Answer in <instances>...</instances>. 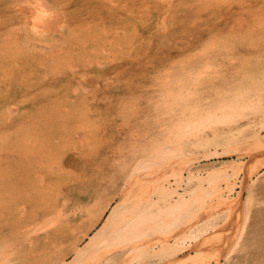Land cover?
Masks as SVG:
<instances>
[{
	"label": "bare ground",
	"instance_id": "obj_1",
	"mask_svg": "<svg viewBox=\"0 0 264 264\" xmlns=\"http://www.w3.org/2000/svg\"><path fill=\"white\" fill-rule=\"evenodd\" d=\"M163 1L168 5L165 6L166 10L162 11V14L160 15V17H158L159 19L156 22L158 23V26H156L160 30L159 32L162 35H169L167 39L172 36L170 37V39L173 40V38L176 36L173 35L172 31L170 32V30H168V25L166 24L168 23V20L166 19L170 11L173 10H171V8L176 7V5L172 4V2H177V0ZM251 1L252 2H247L245 0H219L218 2H215H217L218 6H229L230 4V6L237 5L241 6V8H245V6H248V8H252V10H246L248 11V15L246 13H243L241 18L242 22L245 20H249L250 23L247 24L248 28H243V25L241 23L239 25L240 27L238 26V31H242V41L245 45L249 43L246 42V38L248 40H251L250 38H252L253 36H259L260 34L261 37L263 36V43L255 42V46L253 45L251 46V48L256 52L257 57L262 58V65L264 67V33H261L264 31V26H261L263 28H261L259 31H253L252 29H250L254 26L253 22H255V19L258 18L261 14L260 9L258 10V6H264V4H262L264 3V0ZM108 2L109 4H107L106 1H102L98 4L102 6V8L108 7V9H111L113 11L117 9L125 11L127 10V15L131 14L130 9L126 7L128 2L126 3L123 1L121 4L117 2V0H108ZM180 2L187 3L190 2V0H180ZM62 4H64L62 0H13L12 7H8V9L11 13L17 15V22L9 23L10 29L8 30L11 32V34L8 37L6 36L10 32L6 33L5 30L1 31L0 29V139L6 138V142L0 140V143L4 145L0 149V153L8 152L9 150L13 149L10 153L12 154L11 157L1 156L0 158V196H6L8 192L13 188V184L14 186H16V191H11L9 193L11 197L8 201V204L6 205V207L9 206L6 218L10 216H13V218L11 217L8 219L9 221L4 224L2 232L0 233V253H5L6 250H11L12 247H14L12 246L13 244L16 245V242H21L23 240L26 242L27 246L31 245L32 241L38 238H32L31 235H33L34 231L38 230L45 233L51 225L59 222L57 220H61V222L54 229L55 233H57V236L61 238L66 235L65 230L68 223L62 222V220L64 218V220H72L68 217V213L73 211V213L75 214V212H77V210H80L83 205L81 200L84 201V196L82 198L80 197L78 199H75L74 194H71L70 189L71 185H73L72 182L78 183L79 176H84L83 169L90 165V163L87 161L88 158L82 159L81 153L76 150V147L84 150L83 147L85 145L83 142L86 141L82 137V133L92 128V126H90L88 122L86 123L84 119L79 117V115L82 114L81 111H79V106L84 102V100L88 96L91 98V93H89L87 96V89L93 88L95 86L111 85V87H119L120 99L124 94L128 95V93L126 92V85L128 82L121 83V79H124L127 74L131 73V69H138L140 66L143 65L141 62L142 59L139 60L133 58V56L136 55L135 53H133L135 49L133 50V52H131V54L128 51V57L125 58L123 44L119 45V49H121V51L117 52L116 50L113 51L114 49H112V53H107L106 48L102 49L103 54H106L104 60L100 56L96 55L97 52H95V50H99V45L102 43L103 46H105L106 44L104 43L107 40L105 36H107L109 34L108 32L111 31L112 24L110 25V23H112V20L108 23H105V20H103V26L100 28L101 30H103L102 35L100 36V40H95L94 38H92L91 40L93 41H91L89 39H85V37H87L86 27L90 30L91 28H94L93 25L88 24V22L84 18H81L83 19V22L80 23L81 19H79V16H77L79 12H76L75 14H73L71 11L68 12V10H65V8H63L64 6H62ZM65 5L68 6V3L65 2ZM202 9H198V11L201 12ZM200 12H197L196 14L200 15ZM13 14L12 17H14ZM171 15H173V13L170 14V16ZM119 17L122 19V21L127 19V23L129 21H134L132 25L133 31H137L138 29H140V31L136 34V39H140L138 40L140 41V43L138 42V45L140 44V49H142L141 45L145 38L141 33L143 27L142 29L139 28V26H141L140 19L142 18L140 14L137 13V15L127 18L122 15H120ZM225 18L226 17L224 16V20ZM109 19H114V16H110ZM114 21L115 19L113 20V22ZM172 21H175V18H172ZM3 25H6L5 21L3 22L2 20H0V28H2ZM124 26H126V23H124ZM88 41H91L93 43V45L91 46V50L93 51L83 52L82 48ZM173 45H175V42ZM173 45H170V48ZM228 45V42L223 41L222 45L220 46L219 53L222 51V54L225 55L226 52H228ZM137 49H139V47ZM183 49L185 50L184 47L180 46L179 48L176 46L175 48L166 50L165 53L169 57L174 52V50H176V53L178 52L177 55H182L184 54L182 52L184 51ZM249 50L251 49L249 48ZM138 51L139 50H137V52ZM230 52L231 51H229V54H232ZM86 54H88L89 56ZM98 54L102 55L101 53ZM137 54L140 55V57L144 56L142 55V53ZM217 56H215L216 59ZM209 57L204 58L206 61H203V66L209 64V62L211 61V58ZM88 58L91 60L88 61ZM240 61L244 62V65H239V67H250L251 72L249 74L246 70H241V77H238L237 73L233 71L234 68L231 67L232 63L229 62V69L221 72L222 75L218 79V82L220 83L218 87H220V90H216V88H214L215 86H213V88L208 87L205 92L201 94L199 93L198 87L195 88V84L200 82V71L194 73L191 70L192 73H190L191 67L189 69H186L187 64L185 60L182 62L181 66H178V64L175 72L173 71L174 77L170 75H167L164 78L161 77L162 79L160 80L162 81L158 80L159 85L157 86V89L159 90L158 95H161L160 105L162 107L160 110L161 112L158 111L159 114L161 113V116H159V118L163 117V113H166L170 114L169 119H160V125L162 124V128H159V131H156L157 133L153 137L151 136L152 131H150L147 135V143H145L146 138H144L145 133L143 132L138 133V137L142 138L141 140L139 139L140 141L131 140V138H129V142L123 141L119 144L131 143L132 147H128V154L133 152L137 153L139 151H143L140 149H142L144 146H147L148 144H151L152 148L157 146L158 149V147H162L163 145H165L164 142H162L165 139L171 141V139L173 138L180 140V138L183 139L185 137L186 140L187 138L190 140L189 136L192 139H194L193 137H197L196 139H201L202 137H198L204 136L206 132L210 133L214 137H217V139H220L224 134H228V131H226L225 129L226 125L230 126L232 124H235V122L240 123L241 126L250 125L254 121H246L250 114H254L255 117L253 116V119L257 118V120L253 122L254 124L257 121H260V114L262 113V118L264 115V105L262 104V107L258 108L261 102L264 103V72H262L258 76V78H256L255 82L254 76L258 71H253L252 67L247 62V60ZM230 68L232 69L231 71ZM207 69L208 66L206 67L205 71H203V73L206 72ZM135 72L138 73L136 70ZM246 75L248 78L245 81L244 77ZM129 76L131 75L129 74ZM133 76L134 78L140 77L136 75ZM171 79H175V82L173 83L174 80ZM231 84H236V87L232 88ZM44 94L46 95L44 96ZM193 98L195 99V101ZM128 99H130V96L128 97ZM34 100L44 101L37 108H35V106L34 108L31 107L29 111H26L21 108V106H25L26 104L33 106L35 102ZM190 100L192 101V106L189 107V110L185 111L184 108H186V103ZM214 100H217V103L215 102L216 104H213ZM182 106L184 108H181ZM86 108L88 109L90 107L88 106ZM91 110L94 109L91 108ZM71 112L73 114L72 117L68 116V114H70ZM172 112H176L173 114V117ZM231 112L234 113V116H242V119L236 121L234 120L235 122L230 120L232 121L231 124L230 121L228 122L229 117L231 118L233 116ZM217 113H221V115H219L221 120H219L220 122L216 125V119H214V117L218 116ZM76 115L78 116L77 118L74 117ZM101 115H103V111L101 112ZM15 116H19L20 119L17 118L12 120V118H14ZM155 120H158V118ZM201 122L203 123L201 124ZM259 123L260 122H258V125ZM13 126L15 130H11ZM132 130L135 132V129ZM241 131L243 132V130ZM199 132H201V135H198L200 134ZM203 132H205L204 135L202 134ZM218 132L220 133L218 134ZM251 133V135L253 136L252 138L254 139L253 145L256 144V147H253H263L259 144L263 145L264 143V129L261 132L258 128H256L254 129V131H251ZM160 138L161 140L165 138L161 141L163 145L159 143L161 146L159 144V146L156 144L153 146L152 143H158V141L160 142ZM247 142L250 143V141ZM247 142L245 140V143L243 141L242 143L244 144L240 145L245 148V144L249 145ZM252 142L250 144H252ZM167 143L168 142H166V144ZM192 143L194 142L192 141ZM183 144L186 147L187 144ZM168 145L170 144H167V146ZM172 145L175 146L176 144H174L173 142ZM184 145L182 146L181 144V148H183ZM66 146L69 147L70 151L66 152L65 156H63L61 150L63 148L66 149ZM138 146H140L141 148L138 149ZM177 146H179V144L176 145V147ZM16 147L17 149L14 151ZM181 148L179 147V150ZM254 148L251 147V150H253ZM153 149L155 150L156 148ZM157 149L155 151H157ZM169 149L170 147L166 150L169 152ZM174 149L175 151H177L176 148ZM238 149L233 151L235 152ZM44 151L49 152L45 154ZM167 151L166 154L170 155L171 153H167ZM178 152L176 153L178 154ZM86 153L87 152H85L84 154ZM117 153L121 155L118 157L117 165H114L112 169L111 165L109 164V167H111L108 170L109 173H106L107 176H102V180H106L107 183H110L111 179H113V177H111L112 172L119 168V171H117L118 173H116L117 175L115 176V182L120 184H117L114 188L116 191L115 194L119 196L118 201L115 202L111 210H109V213L105 215L106 217L101 222V224L97 226V228L92 232L91 235L88 236V239L82 245H79L80 238L74 237L71 242H69V240L67 241L68 249L66 252L70 254L69 259L66 260L63 257L64 255H66V253L61 256L54 257V250V252H51L50 261L47 264H205L206 262L200 261L201 258L206 256V254H204V250H202L203 248L201 244L198 242L200 240H198V243H195V245L194 243H192L194 247H189L187 245L190 241H193L195 239L194 237L193 240L188 239V244H186L187 242L182 239L185 241V244H182L183 241L180 240L181 237L179 238L180 241H177L178 236H173L172 234H169V231H167L168 226L170 227L172 225L173 220H177L179 222L182 220L183 222H185V218L191 217L193 213H195L191 212L197 209V206L194 205L195 202H193V205H191L190 207L185 208L186 211L183 210V203L187 207V203L189 202L186 201L188 200V198H194L195 195L192 197V194H198L201 191L198 190L197 193L196 191H194V193H192L191 196H188L186 199L185 194L192 191L190 190L188 192V189H190L191 187L188 189L184 188L182 191L179 190V187L182 186V183H184L185 180L195 179L196 181L201 180L198 184L194 183V185H197V187L195 186L194 188H198V185L201 184L203 179V176H201L200 174L201 169L198 168L197 173H195V175L193 174L194 171H186L187 175L183 174L182 167L178 170V165L183 163L182 166L184 165L185 167V161L181 163L180 161H177L175 163V160L163 159L164 157L162 156H165V154L162 155L161 151L159 150L154 154L152 153L153 155H148L149 152L147 153V155L146 153L135 155L132 154L133 156L128 155V159L127 154L124 155V152L117 149ZM223 153H225V151ZM241 153L243 152L240 151L239 154ZM206 154L203 155L206 156ZM239 154L238 158H241ZM261 154L264 153L262 152ZM256 156L253 157L255 158ZM122 157L123 161L125 160L124 162L128 163V166L130 164V168L131 166L134 167L133 171H131V169L133 168L129 169L130 172L128 176L126 175V173H121L126 171L125 168H123L125 169L123 171L121 169V163L123 164V161L120 162V158ZM247 159L245 158V160ZM258 159L260 158L258 157ZM191 161L192 160L190 159L189 162ZM165 163L167 165L171 164V167L167 170L165 169L166 171H162V174L159 173L161 171L159 169L158 173L160 175H154L153 178L150 174L152 178L151 181L150 179H148L149 177H146L147 174L145 176L143 175V177L139 175L141 172L144 171H141L142 168L146 169L149 165L151 167L161 166ZM226 163H223L224 165H220L217 167H210L211 169L206 170H212V174L225 172V168L228 167ZM232 163L233 162H231V164ZM237 163H239V161ZM247 163H251L250 165H252V161H248ZM261 163L264 164V157ZM242 164H244V162L241 163V165ZM167 165H165L164 168ZM234 168L236 169V167ZM247 168L246 170L250 169L251 167L248 169ZM258 169H256L255 173L259 171ZM65 171L68 172L66 174L67 177L65 176ZM250 172L248 170V174ZM227 175L228 172L226 173V176ZM137 176L139 177V180H134L135 182L128 184V187L127 183ZM170 177H172V179L174 180L173 182L171 181ZM215 177L217 178V176ZM64 178H66L68 181L64 182ZM216 178L212 177V180ZM220 178L222 177L219 176V178H217L218 181H214H217L219 183ZM203 182L205 181L203 180ZM210 182L211 180H209L208 186L207 184H205V187H202V190H204L205 188L207 189V187H210ZM233 182H235V180ZM52 184H57L60 189L53 190V188L51 187L53 186ZM136 184L137 186L135 190L133 186H135ZM212 185L214 184L212 183ZM227 185L226 187L221 186V184L217 187L212 186L214 188L208 191L207 194H204L201 199H198V203L200 204L197 203L196 205H199L198 207H200L201 202L207 199V197H209L211 202H217L221 204V208H223V206L227 208L228 205V209L231 210L235 206L234 200L239 199V197H236L234 195L236 193L231 192L234 189L232 188V186V189L229 188L231 189V191L227 190ZM2 186H5V189L3 191L1 189ZM245 187H247V185ZM15 192V205L17 207L13 206L14 202L12 200V198H15ZM48 192L50 195L49 203L45 201V197L47 196L46 193ZM37 197H40L42 199V203L37 204V206L35 207L34 205ZM187 210L190 216L188 214H185L187 213ZM15 212L18 214L17 218H20L18 221L13 220ZM196 213L199 212L196 211ZM3 214L4 213H2V216ZM227 214L229 215V213ZM226 219H228L227 216ZM226 219H224L225 222ZM175 228L176 226L173 227L172 230H175ZM226 228L227 227H225V229ZM70 229L75 231L74 227H70ZM172 230L170 232H172ZM177 230H179V226L178 229L175 230V233ZM199 232L201 233L202 231H195L194 234L196 233V235L198 236ZM221 232L222 231H220V234ZM154 233L155 235L159 233L163 234L160 237L158 235L157 238H153ZM14 234L16 235V237L18 236L17 239H13V242L5 244ZM178 235L180 234L178 233ZM200 235L201 234H199V236ZM214 239L212 242H215ZM38 240H44V243H46L48 242L49 237L46 236V238L43 237V239L41 238ZM208 240V238L204 240L205 245ZM177 242L179 245H177ZM208 246L210 247L206 249H212L210 243L207 244V247ZM1 247L5 248L1 249ZM149 252H152L150 253L151 257L148 256ZM4 253L0 254L2 255V258L5 255ZM160 254L162 256H165L166 258L169 255L168 259L165 261L163 260L164 262L162 263H157L160 262L157 261V259L156 261L151 259L155 256H161ZM218 262L219 258L216 257V262L209 264H217Z\"/></svg>",
	"mask_w": 264,
	"mask_h": 264
},
{
	"label": "rangeland",
	"instance_id": "obj_2",
	"mask_svg": "<svg viewBox=\"0 0 264 264\" xmlns=\"http://www.w3.org/2000/svg\"><path fill=\"white\" fill-rule=\"evenodd\" d=\"M12 1L13 0H0V20H2L3 22L5 21V24H6V25L2 26L3 29L2 28H0V29H1V31L5 30L6 33L10 32L8 30V29H10L9 23L10 22H15V23L17 22V15L16 14L14 15L8 9V7H10V8L12 7ZM62 1L64 3V4H62V6H64L63 8H65V10H68V12L71 11L73 14H75L76 12H79L77 14V16H79V19L84 18V19H86L88 24L93 25L94 28H91L90 30H89V28L86 27V31H87L86 36L87 37H85V39L91 40L92 38H94L95 40H100V36L102 35V32H103V30L100 29L103 26V20H105V23H108L112 20L111 21L112 23H110V25L112 24L111 25L112 26L111 31H109L108 32L109 34L107 35L110 38V40L107 36H105V38H107V40L104 43H106V44H105V46H103L102 43L99 45V50H95V52H97L96 55L100 56L104 60L106 57L105 56L106 54L105 53L103 54L102 49L106 48L107 53L111 52L112 49H114L113 51L116 50V52H117V51H121V49H119V45L123 44L124 45V51H125V53H124L125 58L128 57V51L131 54V52H133V50L135 49L133 53H135L136 55L134 54L135 56H133V58L139 59V60L142 59L141 62L143 65L140 66L141 68L139 67L138 69H131L132 72L129 73L131 76H129V74L126 73L127 74L126 77L124 79H121V83L128 82L126 85L127 91L125 90L128 93V95L124 94L122 96V98L120 99V97H119L120 88L119 87H117V86L111 87V85H109V86H103V85L102 86H95L93 88H88L89 90L87 89V96L89 93H91V98L88 96L84 100V102L79 106L80 107L79 111H81V113H82L81 115H79V117L84 119V121L86 123L88 122V124L90 126H92V128L82 133L83 134L82 137L86 141V142H83L85 145L83 147L84 150L79 149L78 147H76V150L81 153L82 159L88 158L87 161L90 163V165L83 169L84 170V172H83L84 176H79V179H78L79 182L78 183L71 181L73 183V185H71V189H70L71 194H74L75 199H78L80 197L82 198L84 196V201L81 200L83 205L80 208V210H77V212H75V214L73 213V211L68 213L69 214L68 217L72 220H64L65 218L62 220V222L68 223L66 230H65L66 235H64L61 238V237L57 236L58 235L57 233H55L54 229L61 222V220H57L59 222L51 225L45 233H43L42 231H38V230L34 231L33 235H31L32 238L33 237L34 238L38 237V238L34 239L32 241L31 245L27 246L26 242L23 240L21 242H16L15 243L16 245L13 244L12 246H14V247H12L11 250L7 251L6 249H4V250H6V252L0 253V254H3V253L5 254L3 256V258L1 257L2 255H0V257L2 259V260L0 259L1 260L0 264H47L50 261V254L52 251L54 252V250H55L54 257L55 256H61L64 253H66V255H64L63 257L66 260L69 259L70 254H68L66 252L68 249L67 241L69 240V242H71L74 239V237L80 238L79 245H82L88 239V236L91 235L92 232L97 228V226H99L101 224V222L106 217L105 215H107L109 213V210H111V208L115 204V202L118 201L119 196H117V194H115L116 191L114 188L116 187L117 184H120V183L115 182V176L117 175L116 173H118L117 171H119V168L114 170V172H112L111 177H113V179H111L110 183H107L106 180L105 181L102 180V176H104V175L107 176L106 173H109L108 170L111 167L113 169L114 165L115 166L117 165L118 157L121 156L119 153H117V149L124 152L125 153L124 155L127 154V159L129 158V156H133L132 154L135 155V154L146 153V155H147V153L149 152L150 154L148 153V155H153L154 153H156L159 150V151H161L162 155L165 154V156L164 155L162 156V157H164L163 159L175 160V163L177 161H180V163L185 161L184 162L185 167H184V165L182 166L183 163L178 165V170L182 167L183 170L182 169L181 170H182L183 174H186V171H192V172L194 171L193 174L195 175V173H197V169L198 168L201 169L200 174H201V176H203V179H202L201 184L198 185V188H194V187L195 186L197 187L196 184H198L199 181H201V180L196 181L195 179L194 180H185L184 183H182V186L179 187L180 191H182L184 188L188 189L190 187L195 189V190L191 189V188L188 189V192L190 190H192V191L185 194L186 199L188 196L190 197L191 194L194 193V191H196V193L198 190L201 191L198 194H195V193L192 194V197L195 195L194 198L190 197V198H188L187 201L185 199L186 202H189V203H187V207L183 203V206H184L183 210L186 211L185 208L190 207L191 205H193L192 203L195 202L194 205L197 206V209L195 211H191L192 213L193 212H195V213H193V215L191 217L185 218L186 219L185 222H183L182 220L180 222L177 220L176 221L173 220L172 225L170 227L168 226V228H167V231H169V234H172L173 236H175V235L178 236L177 241L184 239L187 242L186 244H188L189 240H193L195 238L193 241H190L187 246L194 247L195 243H198V242L201 244V246L203 248L202 250H204V254H206V256L201 258L200 261L206 262L205 264L215 263L216 257H218L219 262L217 264H264V178H263V176H264L263 175L264 164L261 163L263 161V157H264V154H261L262 152L264 153V143H263V145L259 144L263 147H260L257 145L258 146L257 148H259V147L260 148L259 149L254 148V147H256V144L253 145L254 139L252 138L253 136L251 135L252 134L251 131H254V129H256V128H258L261 132L263 131V129H264L263 128L264 115L262 118L261 117L262 113L260 114V119H259L260 121H257L254 124L253 122L255 120H257V118L253 119L255 117L254 114H250V116H249L250 118L248 117L246 119V121H248V122H251L252 120H254V121L251 124L246 122L250 125H247V126L242 125L241 126L240 123H236L235 121L242 119V116L241 117L234 116L233 115L234 113L231 112V114L233 116L231 115L232 116L231 118L229 117L230 115L228 116L229 117L228 122L230 120H232V121L235 120L234 122L236 125L232 124L231 123L232 121H230V123L232 125H230V126L226 125V128H225L226 131H228L229 135L224 134L220 138L221 140L217 139V137L212 136L208 132H206L207 135L205 134V132H203L202 134L203 135L205 134V135L198 137V138L202 137L201 139H196L197 137H193L194 139H192L189 136L190 140L188 138L186 140V138L184 137L183 139L180 138V140L173 138V139H171V141H168L167 139L163 138L165 140L162 139L163 140L162 141L160 138L159 139L160 142L158 141V143H152L154 146L155 144L156 145H158L159 143L162 144L161 141L164 142L165 145L162 144L163 146L158 147V149H157V146L153 147V148H156L157 151H155L156 149L154 150L152 148L151 144H148L147 146H144L142 149H140V150H143V151H139L140 153L136 151L137 153L133 152V153H129V154H128L127 150L129 149L128 147H130L132 144L131 143L119 144L120 142L128 141L129 138H131V140L140 141L142 138L138 137V133H143V132L145 133L144 138H146L145 143H147V135L149 134V132L152 131L151 136L153 137L157 133L156 131H159V128H162V124L160 125V119L161 118H166L163 120L169 119L170 114H166V113H163L162 114L163 117L159 118V116H161V113L159 114V112H161L160 110L162 107L160 105L161 104V102H160V98H161L160 96L161 95H158L159 90L157 89V86L159 85L158 80L166 77L167 75L173 76V71L175 72V70L177 69V65L179 64L178 66H181V64L184 60L187 64L186 69H189L191 67L190 73H192L191 70L194 73L197 71L198 72L200 71L199 72L200 75L198 74L200 77L199 78L200 82L195 84V88L198 87L200 94L204 93L208 87L213 88V86H215L214 88H216V90H220V87H218L220 85V83L218 82V79L222 75L221 72L229 69V67H230L229 62L232 63L231 67L234 68L233 71H235V73H237L238 77H241V74H240L241 70H246L248 72V74L251 72L250 67H247V68L239 67V65H242V66L244 65V62H241L240 60H242V61L247 60V62L252 67L253 71L259 72V74L257 72L256 75L254 76V80L256 82V78H258V76L262 72H264V70H262V69H264V67L262 65V63H263L262 58L257 57L256 52L251 48V46H253V45L255 46V44H254L255 42L263 43V41H262L263 36L261 37V34L259 36L256 35V36H253L252 38H250L251 40H248L246 38V40H247L246 42H249V43L247 45H245L244 42L242 41L243 40V35L241 34L242 31L241 32L238 31V26L241 23L243 25V28H248L247 24L250 23L249 20H245L242 22L241 18H242L243 13L247 14L248 11H246V10H252V8H248V6H245V8H243V7L241 8V6H237V5L230 6V4H229V6L228 5L218 6L217 2L219 0H190V2H187V3L186 2L181 3L180 0L179 1L177 0V2H172V4L176 5V7L171 8V10L172 9L173 10L170 11V13L168 14L167 19H166V20H168V23H166L168 25V30H170V32L172 31L173 35L176 36L173 38V40H171L170 37H172V36H170L167 39V37L169 35L168 36L162 35L159 32L160 30L157 28L158 23H156V22L159 19L158 17H160V15L162 14L161 13L162 11L166 10L165 6L168 5L163 0H117V2H119L120 4L123 1L126 3L128 2L126 7L130 9L131 14H129V15H127V13H126L127 10L125 11V10L117 9V10L113 11L111 9H108V7L102 8V6H100L98 4V3H101L102 1H106V3L109 4L108 0H99V1H96V0H62ZM215 1H217V2H215ZM245 1L252 2L251 0H245ZM65 2L68 3V6L65 5ZM160 4H162V5H160ZM262 4H264V3H262ZM209 5H210V7H209ZM219 5H221V4H219ZM57 7H59V6H57ZM198 9H202V11L200 12V11H198ZM259 9L261 11V14L258 18L255 19V22H253L254 26L252 28H250L253 31H256V30L259 31L261 28H263L261 26H264V6H258V10ZM197 12H200L201 14L198 15V14H196ZM137 13H139L140 16L142 17L140 19L141 26H139V28L142 29V27H143V29L141 30V33H142L143 37L145 38V40L143 41V43L141 45L142 49H140V44L138 45V42L140 43V41H138V40H140V39H138V40L136 39V34L140 31V29H138L137 31L136 30L133 31L132 25H133L134 21H132V22L129 21L127 23V19L122 21V19L119 17L120 15L125 16L126 18L132 17L134 15H137ZM172 13H173V15L170 16V14H172ZM12 14L14 15V17H12ZM110 16H112V17L114 16V19H115L114 22H113L114 19H109ZM224 16L226 17L225 20H224ZM172 18H175V21H172ZM235 19L236 20L238 19L237 22ZM82 20L83 19L80 20V23L83 22ZM116 23H118V24H116ZM124 23H126V26H124ZM122 25H123V27H122ZM239 32H240V35H239ZM261 33H264V31ZM10 34H11V32L6 37L10 36ZM91 41H93V40H91ZM91 41H88L85 43V45L82 48L83 52H86V51L92 52L93 51V50H91L92 49L91 46L93 45V43ZM173 41L175 42V45H173L174 44ZM223 41L229 43L228 48H227L228 52H226L225 55L222 54V51L219 53L220 46L222 45ZM109 44H111V45H109ZM146 45L149 47H147ZM170 45H173L171 48H175L176 46L179 48H180V46L184 47L185 50L183 49L184 51H182L184 54H182V55L178 54L177 55L178 52L176 53V50H174V52L171 54V56L168 57V55L165 53V51L171 49ZM212 46H213V48H212ZM138 47H139V49H137ZM127 48H128V50H127ZM249 48L251 50H249ZM137 50H139V51L137 52ZM140 50H142L144 53ZM229 51H231L230 53H232V54H229ZM169 52H171V51H169ZM179 52H180V49H179ZM98 53H101L102 55H100ZM137 53H142V55H144V56L141 55L142 57H140V55H138ZM86 55H88V54H86ZM207 56L208 57L210 56L209 58H211V61L206 66H203V64H204L203 61H206L204 58H208ZM215 56H217V59L215 58ZM248 59H250V60H248ZM89 60H91V59L88 58V61ZM215 60H218V61H215ZM207 66H208L207 71L203 73V71H205ZM234 66L237 68H235ZM135 70L139 74L136 73ZM231 70L232 69L230 68V71ZM166 72H168V73H166ZM133 75L140 76V77L134 78ZM211 75H213V76H211ZM156 78H158V79H156ZM170 78H172V77H170ZM247 78L248 77L246 75L244 77L245 81L247 80ZM227 79H229V78H227ZM171 80H174L173 83L175 82V79H171ZM160 81H162V80H160ZM136 86H138V87H136ZM231 87L232 88L236 87V84H231ZM45 95L46 94H44V96ZM129 96H130V99H128ZM34 101H33L34 102L33 106L26 104L25 106H21V108H23L26 111H29L31 107L34 108V106H35V108H37L39 105H41V103L44 100H42V101L34 100ZM194 101H195V99H194ZM201 101H202V99H201ZM215 102L217 103V100H214L213 104H216ZM262 104L264 105V103L261 102V104L258 106V108L262 107ZM88 106L90 108L87 109L86 107H88ZM190 106H192L191 100L186 103V108H184L183 106L181 108H184L185 111H187L190 109L189 108ZM91 108H93L94 110H91ZM102 111H103V115H101ZM174 113H176V112H172V117H173ZM153 114L154 115L156 114V115L154 116ZM72 115H73L72 112L70 114H68V116H71V117H72ZM217 115L218 116L214 117V119H216V121H215L216 125H217V123L220 122L219 120H221L219 117V115H221V113H219V114L217 113ZM74 117L77 118L78 116L76 115ZM17 118L20 119L19 116L18 117L15 116L14 118H12V120L17 119ZM157 118H158V120H155ZM204 122H205V120H204ZM258 122H260L259 125H258ZM261 122L263 125L261 124ZM202 123L203 122H201V124ZM223 126H224V124H223ZM132 129H135V132ZM136 129H139V130H136ZM11 130H15L14 126L12 127ZM241 130H243V132ZM233 131H236V132H233ZM245 131H246V133H245ZM199 133L200 134H198V133L197 134L201 135V132H199ZM219 133L220 132H218V134ZM140 137H142V136H140ZM0 140H3L4 142H6L5 141L6 138H2ZM181 140H182V142H181ZM245 140H246V142L250 141V143L253 141L252 144L247 142L250 145V147H249V145H246V144H245V148L242 146L245 143ZM165 141L168 142L167 144H170V145H168L170 147L169 152L166 150L169 147L167 146ZM175 141L178 142L179 146L176 147V145H178V144ZM192 141L194 143H192ZM196 141H198V142H196ZM240 141H241V143H240ZM243 141H244V143H242ZM171 142H172V144L174 142V144H176V145L175 146L172 145ZM179 142H181V143H179ZM183 143L187 144L186 147ZM181 144H182V146L184 145L183 148H181L182 147ZM193 144H195V145H193ZM240 144H242V145H240ZM150 145H151V147H150ZM3 146L4 145H2V143H0V149ZM247 146L249 147V149ZM179 147L182 150L181 149L179 150ZM241 147H242V149H241ZM251 147L254 149L251 150ZM137 148L139 149L141 147L138 146ZM174 148H176L177 151H175ZM235 148L236 149L239 148V149L234 152L233 150H236ZM16 149H17V147L14 149V151ZM12 150H9L8 152L0 153V158H1V156L2 157H11L12 154H10V153L12 152ZM239 150L243 153L239 154L240 153ZM69 151H70L69 147L66 146V149L63 148L61 150V153L63 156H65V153L69 152ZM146 151H148V152H146ZM150 151H153V152H150ZM166 151H167V153H171L173 155L170 154L171 155L170 156V155L166 154ZM172 151H173V153H172ZM181 151H183V152H181ZM224 151H225V153H223ZM249 151H250V154L252 155V157L249 154ZM44 152L46 154L49 151H44ZM85 152H87V153L84 154ZM176 152H178V154ZM208 152H211V153H208ZM179 153H181V154H179ZM87 154H88V156H87ZM203 154L204 155L206 154V156H204ZM238 154L241 156V158H238ZM242 155H243V157H242ZM248 155L250 158L248 157ZM262 155H263V157H262ZM85 156H87V157H85ZM182 156H184V157H182ZM195 156H197V157H195ZM201 156H202V159H201ZM253 156H256L257 158L256 157L254 158ZM180 157H182V158H180ZM258 157L260 159H258ZM184 158H186V159H184ZM194 158H196V159H194ZM245 158L246 159L248 158V159L245 160ZM190 159L192 160L191 162H189ZM229 160L233 163L231 164V162ZM237 160L239 161V163H237L238 162ZM122 161H123V157L120 158V162H122ZM124 161H123V164L121 163V166H122L121 169H122V171L126 169V171L121 172V173H126V175L128 176V174L130 172L129 169L133 168V169H131V171H133L134 167L131 166V168H130V164L128 166V163H125ZM248 161L249 162L252 161V165H250L251 163H247ZM127 162H128V160H127ZM170 162H172V161H170ZM243 162H244V164L241 165V163H243ZM166 163L161 165V166L151 167L149 165L146 169L142 168L141 171H143V170L144 171L141 172L139 175H141L143 177V175L145 176L147 174L146 177H149L148 179H150V181H151V179L153 178L154 175H160V174H162L161 173L162 171H164L165 169L167 170L168 168L171 167V164L167 165ZM223 163H226L228 166L225 168V170H226L225 172L212 174L213 173L212 170H208L209 172L206 170V169H211L210 167H217L220 165H224ZM109 164L111 165V167H109ZM165 165H167V166L164 168ZM247 166H248V168H250V167L251 168L248 169ZM143 167H145V166H143ZM234 167H236V169ZM123 168H125V169H123ZM246 168L249 170V172L253 171L252 173L250 172L251 176H250V173L248 174V170H246ZM258 168H260V169H258ZM159 169L161 170L160 172H159ZM256 169L259 170L257 173H255ZM244 170H245V173H244ZM77 171H79V170H77ZM156 172L157 173L159 172L160 174L159 173L157 174ZM227 172H228L229 176L228 175L226 176ZM67 173L68 172L65 171V176ZM150 174L152 175V178H151ZM252 174L255 176H253ZM247 175L249 176V178ZM204 176H205L206 180H205ZM215 176H217V178H219V176L222 177L219 179V183L217 182L218 179ZM212 177L216 178L214 180H217V181L215 182L214 180H212ZM170 179L172 182L174 181L172 179V177H170ZM134 180H139V177L138 176L134 177L133 180H130L127 183V185L131 184L132 182H135ZM141 180H142V178H141ZM203 180L205 182H203ZM209 180H211L210 187H207L209 184L208 183ZM234 180H235V182H233ZM63 181L65 182L68 180L66 178H64ZM224 182H225V185H224ZM49 183H50V181H49ZM194 183H196V184L194 185ZM212 183L214 185H212ZM205 184H207V186H206L207 189L205 188L206 190L205 189L202 190V187H205L204 186ZM220 184H221V186H224V187H226V185L228 184L227 190H230V191L232 188H234L231 192L236 193L234 195L236 197H239V199L234 200L235 206L231 210L228 209V207H229L228 205H227V208L224 206H223V208H221V206H222L221 204H219L217 202H214V203L211 202L209 197H207V199H205L204 201L201 202L200 207H198L199 205H196L199 202L198 199H201L204 194H207L208 191L213 189L215 186L216 187L219 186ZM245 184L247 185V187H245L246 186ZM8 185H10V184H8ZM52 185L53 186H51V187L53 188V190H59L60 189V187L57 184H55V185L52 184ZM233 185H235V186H233ZM243 185L245 187V190H244ZM12 186H13V188L8 192V194L6 196H0L1 197L0 198V208L2 207L0 209V216H2V213H4L3 216L0 217V233L2 232L4 224L7 221H9L8 219L11 217L13 218V216L6 218L7 212H8V207H9V206L6 207V205L8 204V201L11 197L9 193L11 191H16V186H14V184ZM136 186H137V184L135 186H133L135 190H136ZM212 186H214V187H212ZM231 186H232V188H231ZM128 187H129V185H128ZM229 188H231V189H229ZM1 189L3 191L5 189V186H2ZM0 192H1V190H0ZM46 194H47V196L45 197V201H47V203H49L50 202L49 192ZM12 200L14 202L13 206H16L15 205V203H16V192H15V198H12ZM196 200H198V201H196ZM41 203H42V199L40 197H37L34 206L36 207L37 204H41ZM198 204H200V203H198ZM238 205H239V207H238ZM10 207H11V205H10ZM219 208H221V209H219ZM222 209H224V210H222ZM4 211H6V212H4ZM196 211L199 213H196ZM227 213H229V215ZM185 214H188V210H187V213H185ZM188 215L190 216V214H188ZM17 216H18V214L15 212V216L13 219L14 221H18L20 219V218H17ZM226 216L230 220L226 219ZM232 216L235 218H233ZM231 217H232V219H231ZM224 219H226V222L224 221ZM238 220H239V222H238ZM222 221H224V222H222ZM176 222H178V223H176ZM230 224H232V225H230ZM228 225H230V226H228ZM175 226H176L175 230L178 229V226H179V230H177L176 233H175L174 229L172 230V228ZM70 227H74L75 231L71 230ZM225 227H227V228L225 229ZM171 230H172V232H170ZM184 230H185V232H184ZM198 230L202 231L201 233L199 232V234H201L200 236L198 234L199 237L196 235V233L194 234V232L198 231ZM214 230H215V232H214ZM220 231H222L221 234H220ZM224 232H226V233H224ZM155 233H154L153 238L154 237L157 238L158 235L160 237L163 234V233H159V234L155 235ZM178 233L180 235H178ZM211 233H214V234H211ZM218 233H219V235H218ZM8 234H9V230H8ZM46 236L49 237L48 242L44 243L45 242L44 240H38L41 238L43 239V237L46 238ZM17 237L14 234L13 236H11V238L5 244L13 242L14 241L13 239H17ZM179 238H180V240H179ZM206 238H208L209 240L205 245L204 240ZM213 239L215 240V242H212ZM36 240H38V241H36ZM184 240H182L183 242L181 241L182 244H185ZM198 240H200V241H198ZM222 240H224V241H222ZM46 241H47V239H46ZM192 243H194V245ZM208 243L211 244L212 249H206V248L210 247V246L207 247ZM214 243H216V244H214ZM177 245H179L178 242H177ZM3 248H5V247H1V249H3ZM213 251H214V253H213ZM150 253H152V252L148 253L149 257H151ZM168 256H167V258L165 256H162V255L161 256H155L151 259L155 260V261L157 259V261H160L157 263H162L168 259ZM149 257H148V259H149Z\"/></svg>",
	"mask_w": 264,
	"mask_h": 264
}]
</instances>
